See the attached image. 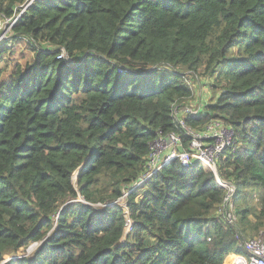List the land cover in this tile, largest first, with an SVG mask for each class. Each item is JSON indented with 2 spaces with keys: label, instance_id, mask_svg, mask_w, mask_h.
<instances>
[{
  "label": "trees",
  "instance_id": "obj_1",
  "mask_svg": "<svg viewBox=\"0 0 264 264\" xmlns=\"http://www.w3.org/2000/svg\"><path fill=\"white\" fill-rule=\"evenodd\" d=\"M23 7L0 43V264H222L264 232V0H0V15ZM189 75L214 103L185 123L236 133L217 165L232 223L200 166L132 188L158 134H184Z\"/></svg>",
  "mask_w": 264,
  "mask_h": 264
},
{
  "label": "built area",
  "instance_id": "obj_2",
  "mask_svg": "<svg viewBox=\"0 0 264 264\" xmlns=\"http://www.w3.org/2000/svg\"><path fill=\"white\" fill-rule=\"evenodd\" d=\"M25 8L23 7L20 13L14 12L11 17L0 15V43L9 40L12 36V28ZM204 106L184 105L183 107L175 106L172 109L173 122L177 128L183 130L184 134L176 132L166 135L158 134V137L150 144L147 170L132 188L144 185L161 170L162 166L173 161L182 168L200 166L206 172H211L216 184L225 190L224 218L228 223H232L235 220L232 210L234 188L229 182L220 179L217 165L226 150L236 148V133L230 125L219 118L210 119L205 124L194 128L188 126L185 123L186 119L197 118L205 114ZM126 197L127 194H124L114 203L125 200ZM104 206L101 203L93 205L96 209ZM235 239L239 240V237L236 236ZM239 243L242 252L227 254L222 264H264V232L260 233L258 237L248 238L245 241H239Z\"/></svg>",
  "mask_w": 264,
  "mask_h": 264
},
{
  "label": "rangeland",
  "instance_id": "obj_3",
  "mask_svg": "<svg viewBox=\"0 0 264 264\" xmlns=\"http://www.w3.org/2000/svg\"><path fill=\"white\" fill-rule=\"evenodd\" d=\"M10 40L13 39V36H11L9 38ZM32 52L29 50V48L23 43L20 42L16 45L13 46V52H12V57L16 60H18L21 63H24L25 61H29L30 59H32ZM188 74V73H186ZM191 77V79H188V83L190 88L193 91V97L184 105H192V106H197L198 101L201 100V103L203 105H206L207 103H214V99H212V97H214L213 93L210 92L208 86H207V82H205L202 78H200L199 76H188V78ZM182 106H178V107H183ZM125 213V217L126 219L129 221L128 225L125 228V233H127L130 229L131 226V222L128 219V215H127V207H126V199L125 200H120L118 203H116ZM37 247V245L35 246V244L31 245L28 249V252L25 251L26 254L23 253V251H19L16 254H12V255H6V259L5 261H8L10 259L9 256H13L15 255V257H22V256H27L29 254H31L33 252V250Z\"/></svg>",
  "mask_w": 264,
  "mask_h": 264
},
{
  "label": "crops",
  "instance_id": "obj_4",
  "mask_svg": "<svg viewBox=\"0 0 264 264\" xmlns=\"http://www.w3.org/2000/svg\"><path fill=\"white\" fill-rule=\"evenodd\" d=\"M194 95V94H193ZM198 105H201L203 107V104L201 103V100L198 101ZM262 233V232H261ZM260 235V233L257 235V236H254V237H251V238H255V237H258ZM231 253H234V252H231Z\"/></svg>",
  "mask_w": 264,
  "mask_h": 264
}]
</instances>
